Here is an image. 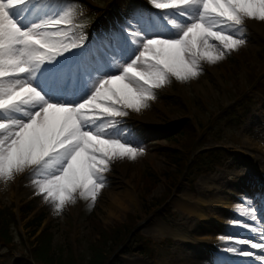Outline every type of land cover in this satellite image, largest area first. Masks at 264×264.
<instances>
[{
	"label": "snow or ice",
	"instance_id": "obj_1",
	"mask_svg": "<svg viewBox=\"0 0 264 264\" xmlns=\"http://www.w3.org/2000/svg\"><path fill=\"white\" fill-rule=\"evenodd\" d=\"M148 4L155 13L136 12L89 41L70 10L0 0V181L29 172L35 194L57 214L77 199L94 205L113 162L144 152L125 138V118L173 79H196L203 63L239 50L246 20L264 22V0ZM162 20L175 35L165 34ZM240 214L257 219L254 209ZM240 226L259 239L236 238L248 250H227L264 264V230Z\"/></svg>",
	"mask_w": 264,
	"mask_h": 264
},
{
	"label": "rangeland",
	"instance_id": "obj_2",
	"mask_svg": "<svg viewBox=\"0 0 264 264\" xmlns=\"http://www.w3.org/2000/svg\"><path fill=\"white\" fill-rule=\"evenodd\" d=\"M93 1L101 5L100 10L105 12L95 13L93 11L96 10H87L88 19L82 23L79 20L80 8L85 6L78 1L56 4L52 0H37L44 11L70 10L75 22L79 25L78 31L89 41H92L94 29L99 24L103 22L113 28L116 23L115 16H120L117 0ZM143 1L147 3V7L141 8L131 0L128 1V4L134 8L132 15L149 10L156 12L151 9L148 0ZM45 4L49 7H44ZM249 24L254 26L251 27ZM245 25L249 26L244 31L247 42L239 50L232 52L215 65L203 63V72L198 78L179 83L171 81L159 90L160 94L171 97L170 103H177L175 109L164 106L158 100H153L149 107L140 113L129 114L122 125L127 129L125 138L134 145L143 147V154L134 161L124 159L113 162L111 170L105 174L106 187L101 190L94 205L83 200L77 202L78 204L66 206L70 219L63 212L61 213L64 216L56 213L53 224L55 228L58 225L59 227L53 245H60L67 251L69 243H62L69 240L70 244L73 242L72 247L76 253L85 257L90 252V244L98 240L97 234L100 228L105 226L111 230L127 224L130 234L124 236L111 249L107 246V250H110H108V261L106 259L108 263L220 264L215 259H209L206 253L195 251L191 247L194 242H191L190 238L197 240L196 237L204 235L214 239L220 234L223 237H231L232 239L224 241L223 244L215 240H212V243L218 248L237 247L239 251L240 245L233 242L235 239L233 231L241 230L240 224L248 223L241 219L243 215L240 214V210L249 209V206L245 204L246 200H250L253 204L261 203L259 197L264 191V150L262 149L264 145V22L246 20ZM167 26L170 27V25ZM170 31L175 32L174 29H168V33L165 34L171 35ZM99 33L97 30L95 34ZM100 37L103 38V35ZM224 90L229 94V98L223 94ZM239 97L237 104H240L243 98L252 101L250 107L252 113L247 117L243 116V122L235 121L233 125L227 126L229 117L223 115L219 118V114H223V107L231 106ZM183 103L189 111L181 110ZM188 117H192L195 124L202 122L204 126H208L205 130L199 131V143L197 141L192 143L190 137L186 139L182 136L173 138L174 141L176 138L179 139L177 143H173L172 139L166 141L170 135L165 134L164 131L170 130L176 124L179 126L181 120ZM170 147L177 148L172 149L175 152L178 149L179 152L182 150L184 155L189 156L191 164H194L193 160H197L209 150H228V157L233 154V158L228 162L225 161L224 166H220L215 172L180 176L175 173L178 171L176 163H171L168 157ZM23 174H17L10 181H0V205L9 206L14 203L19 208L30 204L32 208H37L35 213L48 211V214L54 217L52 212L55 211L52 205L46 203L42 196L35 194L36 190L31 184L32 175L27 177L22 176ZM150 177H152L151 180ZM188 179L192 182H188ZM237 181L241 182L238 186L235 184ZM191 188L195 191L194 194ZM232 192L234 195H231ZM114 194H117L118 199L114 200L112 197ZM220 197H224L225 201H222ZM144 202L152 215L149 218L142 210ZM189 202L203 207L204 210L207 209L200 204L211 202L207 210L211 219L219 218L218 214H215L217 208H225L226 212L222 216L223 225H219L218 221H211L214 227L204 230L210 222L187 212L185 206ZM157 204L161 207H157ZM217 204L220 207H217ZM112 205L118 210L112 209ZM230 206H234L235 210H232ZM162 208L172 211H167L164 221L153 215L159 210L163 211ZM255 214L258 216L257 213ZM51 216L46 223L53 218ZM93 218L95 220H90ZM138 218L141 220L138 221ZM246 218L250 219L247 216ZM237 221L240 224L235 223ZM26 222L19 225V230L23 234L26 232L23 229ZM156 223L163 225L168 232L157 233ZM170 226L188 234L190 237L187 238V242L172 238ZM76 239H78L77 243L74 242ZM23 242L25 243V240ZM142 243L149 244L150 249L144 255L136 254L133 248L136 244ZM14 244L15 246L11 247H18V249L13 255L0 250L3 254L0 264H12L13 259L22 255L21 252H29L19 242ZM137 250L139 249L136 247ZM121 252L129 253L118 259L117 256L122 255ZM197 257L201 258L200 263L195 261ZM232 261L235 264L244 263L239 258Z\"/></svg>",
	"mask_w": 264,
	"mask_h": 264
},
{
	"label": "trees",
	"instance_id": "obj_3",
	"mask_svg": "<svg viewBox=\"0 0 264 264\" xmlns=\"http://www.w3.org/2000/svg\"><path fill=\"white\" fill-rule=\"evenodd\" d=\"M182 130L183 134L181 136L183 138L187 139V137H190L192 143L197 141L195 127L190 122L183 124ZM178 140V138H176L175 141L172 139L173 143H177ZM180 151L181 152L176 150L175 153H171L170 160L172 163L175 162L178 169H181L182 171L187 167V169L190 168L191 170H196L198 172H200V169L207 172L214 166L222 164L223 161L222 150H213L205 152L203 156L199 157L197 160H193L194 164L190 163V165L187 166L189 156L184 155L182 150ZM172 158H174V160H172ZM151 179L152 177H150V180ZM33 210L34 209L29 206L22 207L20 209L22 220L27 219ZM12 211V207L10 206L0 207V245L10 250H17L18 247H11L15 246L14 243L18 242L15 237L17 233L16 214ZM44 217L45 215L39 214L26 224L25 229H29V252L26 254L27 252L23 251V254L21 255L23 262L21 264H112L111 262H107V256L110 251L109 249V251L107 250V246L111 249V247L117 244V242H119L124 236L130 234L127 224H122L117 229L111 230L107 227H102L98 231L99 234H97L98 240L90 244V252L85 257H82L74 253L72 244H70L69 240H65V243H62H69V250L67 251H65V248L60 245H53V241L58 234V226L54 228L50 224L32 240V237H34L40 229ZM17 236L21 239L19 234H17ZM113 242L114 244H112ZM19 243L21 245L23 242L21 241ZM18 262L19 260L17 261V264Z\"/></svg>",
	"mask_w": 264,
	"mask_h": 264
},
{
	"label": "bare ground",
	"instance_id": "obj_4",
	"mask_svg": "<svg viewBox=\"0 0 264 264\" xmlns=\"http://www.w3.org/2000/svg\"><path fill=\"white\" fill-rule=\"evenodd\" d=\"M240 177V176H239ZM238 177V178H239ZM240 179V178H239ZM241 182L237 181L235 184L238 186ZM241 186V185H240ZM237 193L238 192V189H237ZM231 195H234V192L231 193ZM264 196V195H263ZM114 198V200L118 199L117 198V194H114L112 196ZM220 199L222 201H225L224 197H220ZM207 204H200L201 206L204 205V207L209 210L210 206H211V202L208 204V202H206ZM223 204V203H222ZM225 204V202H224ZM207 205V206H206ZM224 206V205H223ZM217 207H220V205L218 206L217 204ZM112 209L116 210L117 208L114 207V205L111 206ZM185 209H187V212L191 213V214H196L198 217L204 219V220H208L210 223L207 225V227L204 228L205 229H208L210 227H214L212 226L213 224L211 223V221H218V224H220L222 222V219L220 220L219 218H214V219H211V217H209L208 215V212L207 210H204L203 207H200V206H196L192 203H188L186 206H185ZM252 209H254L255 211H257V208L253 207L252 206ZM118 210V209H117ZM223 211L224 209L222 208H217L216 209V212L215 214H218L217 217L221 216L223 214ZM155 231L157 233H162L164 232L167 233L168 230L163 226L161 225L160 223H156L155 224ZM170 235H172L173 237H175V239L177 240H182L184 242H187V238L190 237L188 234H186L184 231H180V229H174L172 227H170ZM197 240L193 239V238H190V241L194 242V244H191V247L195 250V251H202V252H208L210 250V244H211V241L213 240L212 237H209V236H200V237H196ZM195 261L197 263H200L201 262V258L197 257L195 259Z\"/></svg>",
	"mask_w": 264,
	"mask_h": 264
}]
</instances>
